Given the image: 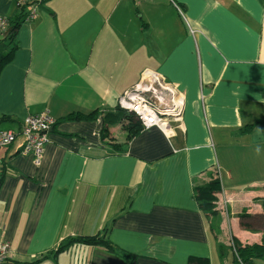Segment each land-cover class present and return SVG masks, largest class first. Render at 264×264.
<instances>
[{
    "label": "crops",
    "instance_id": "1",
    "mask_svg": "<svg viewBox=\"0 0 264 264\" xmlns=\"http://www.w3.org/2000/svg\"><path fill=\"white\" fill-rule=\"evenodd\" d=\"M18 1L0 0L8 20L23 13L0 69V128L43 111L55 121L38 165L20 139L0 149L9 264H234L233 239L264 243V0H45L30 21ZM147 73L178 99L170 133L128 137L119 123L103 136ZM79 113L95 117L68 118ZM215 174L210 216L194 186ZM94 234L114 250H57Z\"/></svg>",
    "mask_w": 264,
    "mask_h": 264
},
{
    "label": "built area",
    "instance_id": "2",
    "mask_svg": "<svg viewBox=\"0 0 264 264\" xmlns=\"http://www.w3.org/2000/svg\"><path fill=\"white\" fill-rule=\"evenodd\" d=\"M44 0H19L18 6L25 10L24 21H30L36 18L37 6ZM180 13L182 11L177 6ZM9 20L0 14V37L8 34ZM151 75V73H148ZM154 79V78H153ZM155 80V79H154ZM159 84L167 89L164 83ZM149 87L137 85L133 90L127 92L118 101V106L127 111L133 112L141 123L142 129H148L152 126H158L167 134L170 133L171 127L167 117L174 116L175 111L179 108L175 103L169 108H159L143 94ZM160 99V98H159ZM162 101V99H160ZM54 119L47 111L38 114H29L25 116L16 128H0V149L8 147L20 139V152L23 154L30 153L38 165L43 153L45 143L48 141V131L54 123ZM10 245L7 241L0 240V264H9L8 257ZM243 264L242 262H239Z\"/></svg>",
    "mask_w": 264,
    "mask_h": 264
},
{
    "label": "trees",
    "instance_id": "3",
    "mask_svg": "<svg viewBox=\"0 0 264 264\" xmlns=\"http://www.w3.org/2000/svg\"><path fill=\"white\" fill-rule=\"evenodd\" d=\"M22 8V7H21ZM24 10V9H22ZM16 19L10 21L9 19V30L8 34L3 38H8L9 43L13 44V37L15 36V31L18 29L19 25L23 22V13L20 12ZM25 19V14H24ZM8 43V44H9ZM3 44L0 39V69L1 67L8 62L12 57V52L15 49V44L6 52H3L2 48ZM95 117L93 114L83 115L82 113L70 115L68 118H92ZM1 121H9L7 117H1ZM0 121V122H1ZM121 124L122 128L127 132L128 137H132L141 130V123L136 118V115L133 112L127 111L125 109L120 108L117 106L114 112H108L104 116V126L102 128V134L108 135V126L114 124ZM221 189L220 179L215 174L209 182L206 183H198L194 186V197L199 202L201 209L205 210L208 215L213 216L216 214V202H217V195ZM78 243V244H85L91 246H103L105 249L109 251H113L114 247L110 240L99 234L94 235H78L75 237H67L64 241L60 242L57 250H61L66 248L67 246ZM233 249L236 252V260L234 264H250L248 262L249 257L252 254H261L264 253V243L262 244H253V245H246L242 246L237 241V239H233L232 241ZM188 262L191 264H209L208 257H201V256H194L191 255L188 258Z\"/></svg>",
    "mask_w": 264,
    "mask_h": 264
},
{
    "label": "water",
    "instance_id": "4",
    "mask_svg": "<svg viewBox=\"0 0 264 264\" xmlns=\"http://www.w3.org/2000/svg\"><path fill=\"white\" fill-rule=\"evenodd\" d=\"M1 38L2 37H0V39ZM143 86L149 87L147 91H143V94L150 98L156 106L159 108H169L173 106L170 92L167 88L161 86L156 80L146 81ZM159 98L162 99V101ZM49 130H51V128Z\"/></svg>",
    "mask_w": 264,
    "mask_h": 264
},
{
    "label": "bare ground",
    "instance_id": "5",
    "mask_svg": "<svg viewBox=\"0 0 264 264\" xmlns=\"http://www.w3.org/2000/svg\"><path fill=\"white\" fill-rule=\"evenodd\" d=\"M153 78L159 83V79H156V77L154 75L152 77V75L147 73V74L144 75L140 85H144L146 83V81H153L154 80ZM167 90L170 92L171 96L173 97V91H171L170 89H167ZM173 99H174L173 102H177L178 101V99L176 97H173Z\"/></svg>",
    "mask_w": 264,
    "mask_h": 264
},
{
    "label": "rangeland",
    "instance_id": "6",
    "mask_svg": "<svg viewBox=\"0 0 264 264\" xmlns=\"http://www.w3.org/2000/svg\"><path fill=\"white\" fill-rule=\"evenodd\" d=\"M1 42H2V44L4 45V47L7 45V43H8V38H3V39H1ZM4 47H3V51H4ZM3 127H7V126H5V125H3Z\"/></svg>",
    "mask_w": 264,
    "mask_h": 264
},
{
    "label": "clouds",
    "instance_id": "7",
    "mask_svg": "<svg viewBox=\"0 0 264 264\" xmlns=\"http://www.w3.org/2000/svg\"><path fill=\"white\" fill-rule=\"evenodd\" d=\"M45 1V0H44Z\"/></svg>",
    "mask_w": 264,
    "mask_h": 264
}]
</instances>
